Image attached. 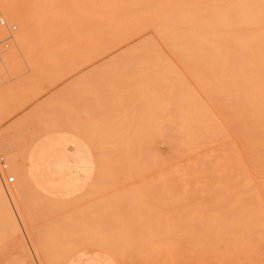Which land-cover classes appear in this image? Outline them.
<instances>
[{"label":"rangeland","instance_id":"1","mask_svg":"<svg viewBox=\"0 0 264 264\" xmlns=\"http://www.w3.org/2000/svg\"><path fill=\"white\" fill-rule=\"evenodd\" d=\"M27 2L44 31L37 48L18 49L20 26L5 17L17 29L0 52V126L73 77L121 119V145L100 152L105 176L120 178L100 190L121 193L113 210L121 229L73 249L98 243L120 264H264V84L241 81L246 69L230 81L229 53L213 43L217 25L239 20L232 14L244 8L233 6L251 2ZM8 140L0 133V264H34L32 253L42 260L44 238L52 242L45 264H63L72 247L64 231L59 244L21 215L13 184L26 180L28 143L15 155Z\"/></svg>","mask_w":264,"mask_h":264},{"label":"crops","instance_id":"2","mask_svg":"<svg viewBox=\"0 0 264 264\" xmlns=\"http://www.w3.org/2000/svg\"><path fill=\"white\" fill-rule=\"evenodd\" d=\"M82 84L75 77L59 83L0 126L1 138L18 144L15 155L28 143L22 172L26 180H14L13 195L21 202V215L30 225L42 226L40 230L57 236L59 244L65 243L58 236L64 231L66 243L72 247L63 264H120L110 249L98 243L73 249L75 244L83 243L79 240L93 234L120 231L115 216L123 199L121 193L107 196L100 190L109 180L113 179L111 184L121 183L118 177L105 176L106 161L100 154L105 147L121 145V119L115 123L112 102L96 95V89L91 94ZM7 130L10 133L6 134ZM30 190L42 202L33 198ZM40 243L45 246L46 257L40 260L32 253L30 261L34 264L49 262L52 242L44 238Z\"/></svg>","mask_w":264,"mask_h":264},{"label":"bare ground","instance_id":"3","mask_svg":"<svg viewBox=\"0 0 264 264\" xmlns=\"http://www.w3.org/2000/svg\"><path fill=\"white\" fill-rule=\"evenodd\" d=\"M27 1L28 0H0V7L2 9V12L0 11L1 15L4 18L14 19L20 26V32L17 38L18 49L22 47L23 44H30V47L33 46V49L37 48L34 39H36L40 32L44 31L43 28H38L37 20H35V12L31 10L30 4ZM237 1L251 3L233 6L244 8V10H239L238 12L234 11L232 14L233 16H239V20L231 21L226 25L225 29H222L218 25L216 26L213 38L214 48L217 53L228 51L224 53L225 56L229 53L230 61L229 59L228 61L230 63L231 72L228 73L232 74V80L230 81H235L243 77L240 76L241 74L239 73L243 71L242 69H246V71L243 72L246 76L245 78H240L242 79L241 81L253 80L264 84V0ZM30 47L28 46L27 49H30ZM203 48L204 50H202V52L206 49L205 47ZM216 60L219 61V59ZM219 62L218 68L220 69L223 64L220 65ZM237 81L241 82L239 79ZM246 85H248V82ZM11 92L13 91L11 90Z\"/></svg>","mask_w":264,"mask_h":264},{"label":"built area","instance_id":"4","mask_svg":"<svg viewBox=\"0 0 264 264\" xmlns=\"http://www.w3.org/2000/svg\"><path fill=\"white\" fill-rule=\"evenodd\" d=\"M17 26L9 23L4 17L0 16V52L7 50L14 40V32ZM9 183L14 182V178L8 179Z\"/></svg>","mask_w":264,"mask_h":264}]
</instances>
